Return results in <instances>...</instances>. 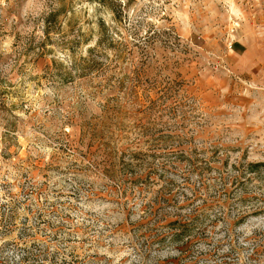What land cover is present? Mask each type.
Masks as SVG:
<instances>
[{
  "label": "rangeland",
  "instance_id": "1",
  "mask_svg": "<svg viewBox=\"0 0 264 264\" xmlns=\"http://www.w3.org/2000/svg\"><path fill=\"white\" fill-rule=\"evenodd\" d=\"M259 162L264 0H0V264H264Z\"/></svg>",
  "mask_w": 264,
  "mask_h": 264
},
{
  "label": "trees",
  "instance_id": "2",
  "mask_svg": "<svg viewBox=\"0 0 264 264\" xmlns=\"http://www.w3.org/2000/svg\"><path fill=\"white\" fill-rule=\"evenodd\" d=\"M113 2V0H112ZM54 16L53 14L51 17ZM108 31V30H107ZM126 169H131L134 168L133 164H125ZM264 168V163H249L247 166L243 165H234L233 170L237 171L238 176L235 178L241 179L244 178L246 175L249 174H255L257 172H260V170ZM254 216H257L258 213H253ZM194 217V215H193ZM180 219V220H179ZM194 223L195 222V217L190 218V219H184L179 216L178 220L172 221L171 223L168 224V227L171 229V233H168L166 235H161L160 238L163 239V241H167L168 243H175L179 244L181 242H192L196 238L195 231L196 229L194 228ZM187 244V243H185Z\"/></svg>",
  "mask_w": 264,
  "mask_h": 264
}]
</instances>
